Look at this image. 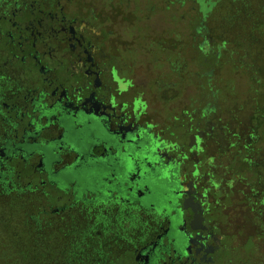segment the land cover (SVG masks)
I'll return each mask as SVG.
<instances>
[{
	"label": "flooded vegetation",
	"instance_id": "obj_1",
	"mask_svg": "<svg viewBox=\"0 0 264 264\" xmlns=\"http://www.w3.org/2000/svg\"><path fill=\"white\" fill-rule=\"evenodd\" d=\"M187 6L0 0V184L71 192L58 196L57 211L71 199L106 215L137 209L124 226L134 229L135 251L122 264L238 257L219 224L233 184L214 172L226 146L216 137L226 129L221 62L211 55L217 41L204 21L194 23L200 5ZM78 136L80 149L68 141ZM167 167L171 179L163 177ZM83 168L86 183L71 171ZM149 168L172 208L150 204L147 219L143 200L152 190L140 183Z\"/></svg>",
	"mask_w": 264,
	"mask_h": 264
},
{
	"label": "trees",
	"instance_id": "obj_2",
	"mask_svg": "<svg viewBox=\"0 0 264 264\" xmlns=\"http://www.w3.org/2000/svg\"><path fill=\"white\" fill-rule=\"evenodd\" d=\"M197 3L199 21L209 29L210 39L217 41L222 89L228 90V64L246 72L242 78L247 88L229 111L228 103L224 104L226 129L216 137L219 144L225 140L222 151L234 158L228 162L232 168L239 165L224 183L239 185L243 170L255 176L253 183L245 185L257 201L244 217L258 225L250 238L255 247L256 238H264V0H186L189 7ZM225 167L232 170L230 165ZM61 203L57 193L51 196L28 186L11 190L0 184V264H122V259L132 256L135 249L129 242L136 239L132 225L138 216L132 208L125 215H106L73 201L55 210ZM127 223L132 225L125 228ZM250 264L261 263L253 259Z\"/></svg>",
	"mask_w": 264,
	"mask_h": 264
},
{
	"label": "rangeland",
	"instance_id": "obj_3",
	"mask_svg": "<svg viewBox=\"0 0 264 264\" xmlns=\"http://www.w3.org/2000/svg\"><path fill=\"white\" fill-rule=\"evenodd\" d=\"M186 8H188V6ZM143 10H144V4H143ZM196 14L198 15V12L194 10V13H193L194 23L196 25H200V21L198 19V16H196ZM211 51L215 52L216 47H213L211 49ZM201 58H202V56H201ZM225 69H224V71H225ZM226 72H227L226 77L229 78V80H228V82H225L226 87H228V90L227 89L223 90V92L225 93L223 104L228 103L227 104V107H228L227 110L229 111L231 106H233L235 104V101H239L241 90L243 92H245L247 85H248V82L246 79L242 78V74L244 73V70L242 68H237L235 70L231 67L230 64H228V68H227ZM236 85L238 86V88H236ZM233 86H235V88ZM169 107L172 108V106H169ZM227 114H229V117L231 116L230 112H228ZM80 139H81V137L78 136V138H69L68 141L70 142V144H72L73 146H75L77 148L79 147V149H80V145H81L80 142L84 141L83 138L81 141H80ZM232 150H234L236 152L237 148H234ZM234 151H233V153H234ZM39 158H40V156H36L35 160L38 162ZM233 159L234 158H232L230 155H225L223 153V151L217 152V158H216L215 162H216V164H219L222 166V167L218 168L219 169L218 171H214L216 173L215 176L218 178L217 181H220L222 179L225 182L229 181V179L238 170L237 167L239 165L237 167L235 166L236 168L234 169V168H232L231 164L228 163L229 160L233 161ZM145 165L147 166L146 163H145ZM224 165H226L227 167L230 165V167H231L230 169H232V170L231 171H227L228 169L225 170ZM61 166H63V163L59 164L58 168ZM71 171L73 173H76L75 174L76 177L78 174L79 175L78 178L82 179V181L84 183H86L85 178L83 177V174H85L88 171V170H86V168H83L82 171H80V172H77L76 169H71ZM145 174L146 175H144V177L142 179L145 183H140V184H141L142 188L146 184H148V187L152 190V194L144 197L143 201H144V203H146V205H144L145 210H144V212L142 211V215H143V217L149 219L150 218L149 216H152L153 212H154L153 209L151 208L150 204H156L157 206L161 205V207H159L160 209H164V205H165V207L168 206V208L171 209L172 205L170 204L169 200L164 199L165 194H162L163 191L161 189H159V186H161L159 184L160 181L158 183V178L156 177L155 172L152 170V168L147 169L145 171ZM240 179L242 182L238 181L237 184H239V185H237V186L232 185V187L230 188L232 190H229V191L227 190L225 192L227 194V197L222 199L223 200L222 201L223 207H221V214L219 215V219H220L219 224L223 225L221 227L222 228L221 230L224 229L223 231L227 234L226 240L228 243L233 244L234 248L236 249L234 251L235 252H241L239 254V256L237 257V259H234V261H235L234 264H239V262L241 260L245 261V264H250L253 259H255V261L257 259L258 262L263 264L262 262H264V257H263L262 253L264 252V238H259V239L256 238L255 247H253V244L251 243L250 238H251V235L255 234L254 230L258 229L257 228L258 225L255 223L257 225L256 226L254 224V222H253L254 219H252L251 223H248L247 218H244L246 216L247 217L249 216V211H250L251 205L257 201L256 198H253V197L250 198V196H249L250 191L248 189V185H245V184L253 183L254 180H256V179H255V176L253 175L252 172L248 173L245 170L241 171V178ZM53 180H55L59 183H63L62 179L60 177H57V176H54ZM149 180L153 181V183H149ZM168 184H170V183H165V186ZM228 189H229V187H228ZM219 192L222 193V190H220ZM57 194H58V196L61 195L64 197L63 191L59 190V192ZM69 194H72V193L69 192ZM68 195H66L63 198V200L64 199L66 200ZM71 200H72L71 202L74 201L73 199H71ZM99 201H101V200H99ZM64 203H65V201H64ZM147 215H149V216H147ZM231 254H233V253L231 252Z\"/></svg>",
	"mask_w": 264,
	"mask_h": 264
},
{
	"label": "water",
	"instance_id": "obj_4",
	"mask_svg": "<svg viewBox=\"0 0 264 264\" xmlns=\"http://www.w3.org/2000/svg\"><path fill=\"white\" fill-rule=\"evenodd\" d=\"M156 152L158 153L159 150L156 149ZM155 154H156V153L152 154V158L150 159V162H154L153 157H154ZM157 156H159V154H158ZM159 157H160V156H159ZM146 158H150V155H146ZM156 158H157V157H156ZM156 158H155V159H156ZM149 169H150V168H149ZM173 170H174V169H172V167H167V169H164L163 177H165V178H170V179H171L172 176H173V174H174Z\"/></svg>",
	"mask_w": 264,
	"mask_h": 264
}]
</instances>
